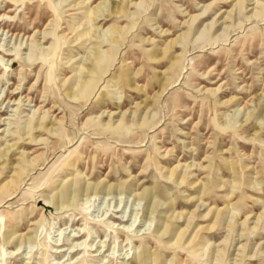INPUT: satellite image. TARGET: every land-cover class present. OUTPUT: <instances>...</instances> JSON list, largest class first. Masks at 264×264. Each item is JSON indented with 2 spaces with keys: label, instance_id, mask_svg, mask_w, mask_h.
<instances>
[{
  "label": "rangeland",
  "instance_id": "374dc122",
  "mask_svg": "<svg viewBox=\"0 0 264 264\" xmlns=\"http://www.w3.org/2000/svg\"><path fill=\"white\" fill-rule=\"evenodd\" d=\"M0 264H264V0H0Z\"/></svg>",
  "mask_w": 264,
  "mask_h": 264
},
{
  "label": "bare ground",
  "instance_id": "6f19581e",
  "mask_svg": "<svg viewBox=\"0 0 264 264\" xmlns=\"http://www.w3.org/2000/svg\"><path fill=\"white\" fill-rule=\"evenodd\" d=\"M103 5H105V4H103ZM124 231V230H123ZM126 233H129V232H126ZM83 237V236H82ZM81 239V238H80ZM79 240V239H78ZM74 250H77V249H74ZM78 250H79V248H78ZM73 252V251H72ZM76 252V251H75Z\"/></svg>",
  "mask_w": 264,
  "mask_h": 264
}]
</instances>
